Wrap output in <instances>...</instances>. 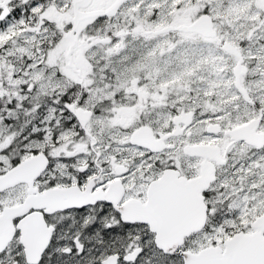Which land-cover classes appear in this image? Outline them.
Listing matches in <instances>:
<instances>
[{
  "label": "snow or ice",
  "instance_id": "1",
  "mask_svg": "<svg viewBox=\"0 0 264 264\" xmlns=\"http://www.w3.org/2000/svg\"><path fill=\"white\" fill-rule=\"evenodd\" d=\"M0 264H264V0H0Z\"/></svg>",
  "mask_w": 264,
  "mask_h": 264
}]
</instances>
